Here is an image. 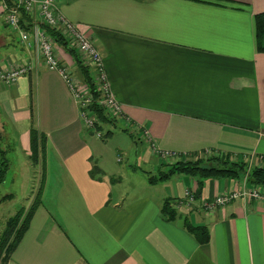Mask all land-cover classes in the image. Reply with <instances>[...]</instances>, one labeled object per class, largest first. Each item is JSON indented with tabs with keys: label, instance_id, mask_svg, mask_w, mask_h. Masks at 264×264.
<instances>
[{
	"label": "crops",
	"instance_id": "obj_1",
	"mask_svg": "<svg viewBox=\"0 0 264 264\" xmlns=\"http://www.w3.org/2000/svg\"><path fill=\"white\" fill-rule=\"evenodd\" d=\"M58 4L102 52L111 91L128 121L109 136L87 129L65 79L21 42L0 13L2 61L32 64L16 83L0 81V148L7 157L8 150L22 152L32 169L25 213L42 185L8 264H264V200L239 198L205 211L204 199L242 183L209 177L193 206L185 205L197 179L176 174L151 183L165 162L139 131L148 129L156 147L185 160L211 149L250 167L264 165V52L257 49L255 24L264 0ZM60 54L85 82L72 56ZM127 126L139 141L123 130ZM32 127L44 142L36 164ZM16 196L0 197L1 209ZM167 199L184 200L172 221L162 211ZM5 212L1 221L8 219ZM187 223L205 226L207 241Z\"/></svg>",
	"mask_w": 264,
	"mask_h": 264
},
{
	"label": "built area",
	"instance_id": "obj_2",
	"mask_svg": "<svg viewBox=\"0 0 264 264\" xmlns=\"http://www.w3.org/2000/svg\"><path fill=\"white\" fill-rule=\"evenodd\" d=\"M59 0H0V13L4 15L6 24L20 35L21 42L28 48L35 47L37 55L44 61L51 70L58 71L65 79L70 89L74 93L79 104L84 124L87 129L94 130L97 137H102V132L95 129L98 119L92 115L89 106L91 94L88 85L78 79L72 72L69 63L64 61L60 52L64 47L59 45L42 26L45 23L56 28L66 38L70 47L75 48L83 63L95 68L96 82L102 93L101 103L120 120H127L121 102L111 91L108 75L104 66L103 54L92 39L81 29L79 24L69 19L59 6ZM21 9H25L33 17L31 30H26L21 24ZM66 51V50H65ZM32 68L30 62L20 64H4L0 55V81L6 84L16 83L19 78L27 74ZM141 139L150 144L155 153L171 162L179 161L182 155L177 151L162 150L153 144L150 131L144 127L139 129ZM206 154H213L211 149H207ZM1 165V159H0ZM241 186L230 191L218 194L213 199L203 200L201 207L205 211H213L219 206L231 203L233 200L258 199L264 200V188L250 185L247 177L240 179ZM196 189L186 191V204L193 206L197 200ZM184 204V200L176 201L175 208Z\"/></svg>",
	"mask_w": 264,
	"mask_h": 264
},
{
	"label": "trees",
	"instance_id": "obj_3",
	"mask_svg": "<svg viewBox=\"0 0 264 264\" xmlns=\"http://www.w3.org/2000/svg\"><path fill=\"white\" fill-rule=\"evenodd\" d=\"M13 0H9L12 4ZM21 24L26 30H31L33 26V17L25 9H21ZM256 24V37H257V49L259 52H264V12L257 13L255 15ZM41 26L55 38L57 43L64 47V49L72 56L77 64L81 75L88 85L91 94V103L89 109L97 119L95 129L102 132L103 136H109L114 133V129L119 124L120 119L113 116L111 112L100 102L102 93L99 90L96 82L95 68L85 65L78 53V51L70 47L66 38L60 33L59 30L53 28L45 23ZM133 122H130L132 126ZM130 126L123 128L126 132H130L131 137L136 141H139V133L131 132ZM31 146L32 155L31 159L36 164L40 159V151L44 147L43 139L40 137L38 130L35 127L31 129ZM204 154L199 156H193L190 159H181L176 162L167 161L164 159L163 166L157 171L156 174L150 175L149 181L156 183L162 180L171 178L173 175L182 174L195 177L198 182L196 189L197 196L201 192L205 179L209 177H228L244 179L247 177L250 185L260 186L264 188V165L256 164L250 167L249 162L245 160L235 159L231 154H218L213 153L211 155ZM0 182L6 176L9 170V160L5 155V151L0 148ZM93 171V175H94ZM36 190L33 203L25 213V209L19 210L15 216L8 220L7 227L4 230L2 237L0 238V264H8L14 251L17 249L19 243L23 239L26 231L30 226L31 219L34 212L40 202L41 187ZM196 196V197H197ZM163 213L169 220H175L178 217V211L174 206V203L170 199H167L162 207ZM25 213V214H24ZM24 216V217H23ZM22 219V221H20ZM186 227L191 230L197 238L205 243L207 241V229L202 225L186 224Z\"/></svg>",
	"mask_w": 264,
	"mask_h": 264
},
{
	"label": "rangeland",
	"instance_id": "obj_4",
	"mask_svg": "<svg viewBox=\"0 0 264 264\" xmlns=\"http://www.w3.org/2000/svg\"><path fill=\"white\" fill-rule=\"evenodd\" d=\"M15 39L16 40L18 39L17 35H15ZM9 141L12 145H14L13 138H10ZM6 153L8 155V157L7 156L6 157L8 158L10 165L4 182H0V197H2L4 194L9 192L15 193L18 196L12 199H8L7 202L3 205L2 209L0 206V210H1L0 218L4 216L2 215V210L4 209L6 210L5 213L8 217L7 220H3V221L0 220V238L2 237V234L7 227L8 220L11 217L15 216L16 215L15 213H17L19 210L29 206V198L32 195V191H31L32 169L29 166L25 165L24 160L26 158L24 154L17 150H8V152ZM205 155H209V154H205ZM20 162L22 163L20 164ZM254 165L256 164L253 163L252 166ZM27 186H29L28 189L26 190L27 194L24 198H22L21 194H24L23 193L24 189ZM20 221H22V219Z\"/></svg>",
	"mask_w": 264,
	"mask_h": 264
}]
</instances>
